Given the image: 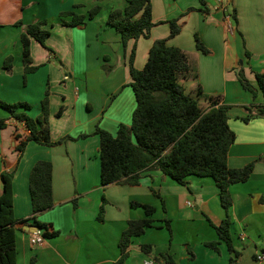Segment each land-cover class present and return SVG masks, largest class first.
<instances>
[{
  "label": "crops",
  "instance_id": "crops-1",
  "mask_svg": "<svg viewBox=\"0 0 264 264\" xmlns=\"http://www.w3.org/2000/svg\"><path fill=\"white\" fill-rule=\"evenodd\" d=\"M206 1L207 5L199 0H153L156 26L150 37L131 40L125 47L107 21L112 11L125 9L127 0H0V101L28 103L32 106L28 113L36 119L49 89L51 138L54 142L69 138L55 147L30 142L21 156L17 136H28L29 131L0 108V118L7 122L6 128L0 127V195L2 173L14 172L18 221L34 217L30 192L34 166L39 161L53 164L55 205L36 217L58 234L33 246L35 226L17 223V264H117L128 222L146 218L144 209L133 202L154 206L155 224L134 239L126 264H167L163 255L175 264H232L233 259L237 264H264V116L243 121L257 112L256 105L264 104V97L262 93L254 97L238 79L243 71L258 88L256 74L264 73V0ZM96 7L101 12L86 25H64L71 18H63V13L88 15ZM176 19L181 33L168 45L185 51L191 67L181 83L191 95L202 90L200 103L206 112L210 98L231 107L229 125L236 141L229 167L255 163L249 181L230 188L235 253L214 228L227 212L212 178L192 176L188 186H182L151 169L139 186H102L97 127L117 135L120 125H131L137 107L131 54L136 49L135 67L144 69L152 46L169 38L168 21ZM44 20L51 32L48 48L32 40L33 65L40 68L25 83L21 36L28 26ZM19 22L23 25L17 26ZM197 35L209 54L197 49ZM9 57H14L11 70L4 67ZM213 242H221L218 250L206 245ZM144 245L152 246V251L144 252Z\"/></svg>",
  "mask_w": 264,
  "mask_h": 264
},
{
  "label": "trees",
  "instance_id": "trees-1",
  "mask_svg": "<svg viewBox=\"0 0 264 264\" xmlns=\"http://www.w3.org/2000/svg\"><path fill=\"white\" fill-rule=\"evenodd\" d=\"M207 5L206 0H199ZM153 0H127L125 9L111 12L107 24L116 29L126 47L131 40L149 38L151 30L156 26L153 20ZM194 10V9H190ZM101 12L100 7L92 9L88 15L75 12L62 14L63 18H71L64 22L65 26H84L95 19ZM237 20L236 12L233 14ZM171 33L168 39L159 40L152 46L144 69L135 67L136 49L130 57L132 83L137 107L133 114L131 125L119 126L117 135L97 127L96 134L101 140V181L104 188L113 185L139 186L143 174L148 170L161 171L182 186H188V178L192 176L212 178L220 190L222 206L227 217L220 226H214L220 240L225 242L235 253L231 235L232 219L229 210L233 205L231 186L248 182L254 171L255 163L242 169H231L228 165L229 152L236 141V134L229 125V105H219L220 99L210 98L211 109L204 111L200 99L202 90L197 96L191 95L181 83V78L191 72L189 60L185 51L168 45V40L181 33L178 19L168 21ZM19 22L17 26H22ZM47 20L28 26L22 33L23 64L25 83L27 76L39 70L33 65L32 40L47 47L51 35L45 27ZM197 49L209 54L199 36H196ZM247 56H251L247 53ZM14 57L5 61V69L11 70ZM258 88L250 83L243 71L238 73L242 87L251 92L254 97L260 93L264 97V73H257ZM50 95L48 89L43 101L42 113L38 118L29 115L32 106L28 103L8 104L0 101V108L10 114L9 119L24 123L29 131L28 136L18 135L17 151L21 156L30 142H36L47 147L62 144L67 138L54 142L51 138ZM257 112L243 118L248 123L254 117L264 116V104L256 105ZM248 111L252 109L247 107ZM63 109L58 113L62 116ZM0 127L6 128L7 122L0 118ZM84 138V137H83ZM14 172H4L1 175L3 192L0 195V264H17L16 260V229L17 223L31 224L45 231L46 238L57 236L50 224L39 222L37 217L53 209L55 205L53 192V164L49 161H39L30 175V192L34 217L18 221L14 210ZM106 201V200H105ZM134 207L144 209L146 218L131 220L119 243L121 258L117 264H126L129 249L137 237L143 236L147 229L153 228L156 208L151 205L135 203ZM104 210L102 209L101 216ZM221 242L207 243L210 248L218 250ZM146 253L152 251V246L144 245ZM167 264H175L168 255H163ZM232 264H237L232 260Z\"/></svg>",
  "mask_w": 264,
  "mask_h": 264
},
{
  "label": "built area",
  "instance_id": "built-area-1",
  "mask_svg": "<svg viewBox=\"0 0 264 264\" xmlns=\"http://www.w3.org/2000/svg\"><path fill=\"white\" fill-rule=\"evenodd\" d=\"M31 242L33 246H41L45 243V236H44V230L36 227L34 232L31 234ZM259 260H263V257H259ZM146 264H153L151 262H148Z\"/></svg>",
  "mask_w": 264,
  "mask_h": 264
},
{
  "label": "water",
  "instance_id": "water-1",
  "mask_svg": "<svg viewBox=\"0 0 264 264\" xmlns=\"http://www.w3.org/2000/svg\"><path fill=\"white\" fill-rule=\"evenodd\" d=\"M33 228H36V227H33Z\"/></svg>",
  "mask_w": 264,
  "mask_h": 264
}]
</instances>
